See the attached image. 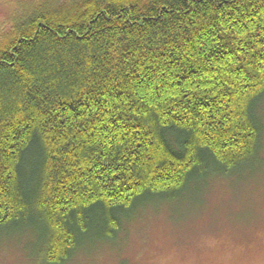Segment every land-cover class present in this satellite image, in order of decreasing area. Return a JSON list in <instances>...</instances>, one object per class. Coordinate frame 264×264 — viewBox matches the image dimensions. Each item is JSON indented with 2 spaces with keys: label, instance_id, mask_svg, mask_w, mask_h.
<instances>
[{
  "label": "trees",
  "instance_id": "obj_1",
  "mask_svg": "<svg viewBox=\"0 0 264 264\" xmlns=\"http://www.w3.org/2000/svg\"><path fill=\"white\" fill-rule=\"evenodd\" d=\"M262 95L264 0L22 8L0 31V232L48 264L113 238L136 203L251 158Z\"/></svg>",
  "mask_w": 264,
  "mask_h": 264
},
{
  "label": "rangeland",
  "instance_id": "obj_2",
  "mask_svg": "<svg viewBox=\"0 0 264 264\" xmlns=\"http://www.w3.org/2000/svg\"><path fill=\"white\" fill-rule=\"evenodd\" d=\"M60 1L0 0V31L22 8ZM255 114L262 137L251 158L188 192L136 203L113 238L89 236L63 264H264V95ZM39 250L35 235L0 232V264H48Z\"/></svg>",
  "mask_w": 264,
  "mask_h": 264
}]
</instances>
